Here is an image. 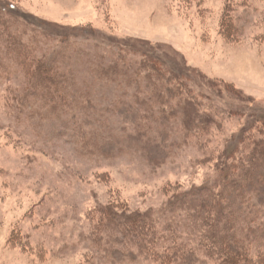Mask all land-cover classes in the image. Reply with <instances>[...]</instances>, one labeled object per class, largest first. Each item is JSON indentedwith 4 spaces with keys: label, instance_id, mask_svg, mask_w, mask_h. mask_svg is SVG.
<instances>
[{
    "label": "rangeland",
    "instance_id": "374dc122",
    "mask_svg": "<svg viewBox=\"0 0 264 264\" xmlns=\"http://www.w3.org/2000/svg\"><path fill=\"white\" fill-rule=\"evenodd\" d=\"M150 56L184 86L167 105L151 68L140 87L95 71ZM48 62L70 75L59 97L37 92ZM263 114L264 0H0V264H185L139 254L110 213L164 229Z\"/></svg>",
    "mask_w": 264,
    "mask_h": 264
},
{
    "label": "trees",
    "instance_id": "16d2710c",
    "mask_svg": "<svg viewBox=\"0 0 264 264\" xmlns=\"http://www.w3.org/2000/svg\"><path fill=\"white\" fill-rule=\"evenodd\" d=\"M161 62L159 57L150 56L140 63L141 68L133 65L128 69V62L119 59L103 62L95 71L102 78H130L140 87L143 69L151 68L147 77L154 82L155 98L159 104L167 105L184 95V86H175L163 75ZM173 73L175 78L181 77ZM68 76L52 63L39 66L35 75L41 88L38 94L44 92L49 98L68 92ZM258 121L264 125V114L258 116ZM124 141L119 142L120 147L127 146ZM113 149L105 145L107 152ZM220 171L216 183L195 187L172 200L168 211L175 217L162 230L159 226L163 222L153 212L128 215L122 222L117 219L119 215L110 213L111 223L143 256L175 258L185 264H212L211 259L216 261L213 264H264V256L258 261L252 257L253 245L264 242V128L260 130L253 124L236 136L227 147ZM177 226L193 228L192 238L187 240L186 233ZM202 254L208 258L203 259Z\"/></svg>",
    "mask_w": 264,
    "mask_h": 264
}]
</instances>
